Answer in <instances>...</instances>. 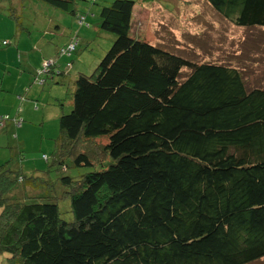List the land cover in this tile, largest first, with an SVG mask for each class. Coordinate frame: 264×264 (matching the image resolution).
I'll return each mask as SVG.
<instances>
[{"label":"trees","instance_id":"trees-1","mask_svg":"<svg viewBox=\"0 0 264 264\" xmlns=\"http://www.w3.org/2000/svg\"><path fill=\"white\" fill-rule=\"evenodd\" d=\"M40 1L76 14V0ZM206 1L234 25L264 27V0ZM8 6L0 11L17 31L20 15ZM133 6L100 5L111 44L90 74L74 75L46 168L25 175L0 164V264L264 256V88L247 87L235 65L131 35Z\"/></svg>","mask_w":264,"mask_h":264},{"label":"rangeland","instance_id":"rangeland-1","mask_svg":"<svg viewBox=\"0 0 264 264\" xmlns=\"http://www.w3.org/2000/svg\"><path fill=\"white\" fill-rule=\"evenodd\" d=\"M133 1L131 35L192 61L235 65L242 70L247 87L264 88V27L234 25L220 16L206 0ZM36 3L44 10L26 7L20 14L24 27H33V34H40L45 30V24L54 29L57 22L60 29L56 28L57 33L48 37L52 46H65L74 38L76 44L70 55L56 56L64 71L63 81H60L62 73H57L60 70L55 68L38 74L41 58H35V63L31 64L33 77L19 97V104L13 106L11 112L0 113V116L8 117L0 126V164L20 169L25 175L35 168H46L58 133V116L69 107L74 75L90 74L112 39L110 32L99 29L97 14L103 0H76L74 7L84 14L88 26L78 22L75 15L40 1ZM0 4L4 5L2 0ZM46 8L56 14L46 13ZM3 16L6 18L5 14ZM6 31L0 20V37ZM186 72L184 69L183 74ZM12 118L19 119V123L12 125L14 128L7 134L5 128L7 123L13 124ZM42 155H46L47 160ZM86 170L87 167H78L82 173ZM66 171L74 174L75 167L69 166ZM245 264H264V256Z\"/></svg>","mask_w":264,"mask_h":264},{"label":"crops","instance_id":"crops-1","mask_svg":"<svg viewBox=\"0 0 264 264\" xmlns=\"http://www.w3.org/2000/svg\"><path fill=\"white\" fill-rule=\"evenodd\" d=\"M37 1L40 0H2V3L4 5L0 4V8L4 9L5 12L8 9L7 7H9L8 5L10 4L14 13L20 15L21 13L23 14V10L26 7L29 9H31L32 7H34V9H39V4L36 3ZM93 1L96 2L98 0ZM48 11L56 14V12L51 8L45 9L46 13ZM93 13L95 14V12ZM78 15L83 16V22L81 23H84L85 25V23L87 22H85L84 14L76 10L75 18ZM0 20L7 28L6 33H3V35L0 37V40L2 41L7 40L5 43H1L0 45L2 46L0 47V113H2L11 112L13 110V106L19 104V97H21L24 91H26L25 86L30 84V80L33 77V66H31V64L35 63V58L36 60H39V58H41V61L52 60L53 63L43 71L48 72L52 68L60 70L57 71V73H62L60 81H63L64 71L61 70L62 67H60L59 60H57L56 57L59 56L56 55V51L57 48H59L58 46L60 45L55 44L54 46H52V40L48 39V37H51L50 35H54L57 33L55 31L56 28L60 29L59 23L56 22V24L53 25L54 29L49 26L50 24H45V30H43L42 32L40 31V34H33V27H24L22 18H20V21H22V23L20 22L21 28L17 31L15 29L14 22L8 17L5 18L2 14V11H0ZM85 26H88V23ZM40 82H43V80H41ZM1 117L5 118L7 116L5 115ZM12 122L13 124L7 123L6 125L5 129L7 130H5V132L7 134H9V132H11V130L14 128L12 126L14 125V118H12Z\"/></svg>","mask_w":264,"mask_h":264},{"label":"built area","instance_id":"built-area-1","mask_svg":"<svg viewBox=\"0 0 264 264\" xmlns=\"http://www.w3.org/2000/svg\"><path fill=\"white\" fill-rule=\"evenodd\" d=\"M78 22H83V16L78 15L77 16ZM6 41H3L2 43H5ZM76 44V40L72 39L70 42H68L65 46L60 47L57 49V55H70L71 52L74 50ZM53 63L52 60H42L40 63V67L37 69V73L39 72H45V70L49 65Z\"/></svg>","mask_w":264,"mask_h":264},{"label":"clouds","instance_id":"clouds-1","mask_svg":"<svg viewBox=\"0 0 264 264\" xmlns=\"http://www.w3.org/2000/svg\"><path fill=\"white\" fill-rule=\"evenodd\" d=\"M77 18V17H76Z\"/></svg>","mask_w":264,"mask_h":264}]
</instances>
